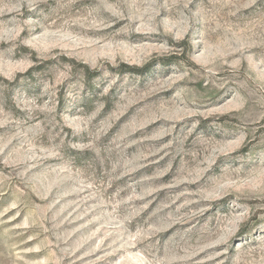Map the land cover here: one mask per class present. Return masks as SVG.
I'll return each instance as SVG.
<instances>
[{
    "label": "rangeland",
    "instance_id": "obj_1",
    "mask_svg": "<svg viewBox=\"0 0 264 264\" xmlns=\"http://www.w3.org/2000/svg\"><path fill=\"white\" fill-rule=\"evenodd\" d=\"M0 264H264V0H0Z\"/></svg>",
    "mask_w": 264,
    "mask_h": 264
},
{
    "label": "trees",
    "instance_id": "obj_2",
    "mask_svg": "<svg viewBox=\"0 0 264 264\" xmlns=\"http://www.w3.org/2000/svg\"><path fill=\"white\" fill-rule=\"evenodd\" d=\"M137 70H138L137 72H140V74L143 73L142 69H137Z\"/></svg>",
    "mask_w": 264,
    "mask_h": 264
}]
</instances>
